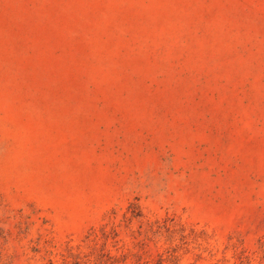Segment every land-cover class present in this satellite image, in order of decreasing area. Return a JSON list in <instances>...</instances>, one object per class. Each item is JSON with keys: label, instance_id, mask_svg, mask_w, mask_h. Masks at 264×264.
Wrapping results in <instances>:
<instances>
[{"label": "rangeland", "instance_id": "1", "mask_svg": "<svg viewBox=\"0 0 264 264\" xmlns=\"http://www.w3.org/2000/svg\"><path fill=\"white\" fill-rule=\"evenodd\" d=\"M0 264H264V0H0Z\"/></svg>", "mask_w": 264, "mask_h": 264}]
</instances>
